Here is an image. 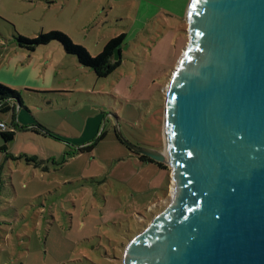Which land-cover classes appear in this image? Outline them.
I'll use <instances>...</instances> for the list:
<instances>
[{
	"label": "rangeland",
	"instance_id": "1",
	"mask_svg": "<svg viewBox=\"0 0 264 264\" xmlns=\"http://www.w3.org/2000/svg\"><path fill=\"white\" fill-rule=\"evenodd\" d=\"M190 2L0 0V83L22 102L14 126L0 112L15 129L12 141L0 136V264H123L126 245L170 202V167L140 161L120 137L163 150ZM51 31L92 57L123 34L120 64L99 78L58 42L28 51L15 39Z\"/></svg>",
	"mask_w": 264,
	"mask_h": 264
},
{
	"label": "water",
	"instance_id": "2",
	"mask_svg": "<svg viewBox=\"0 0 264 264\" xmlns=\"http://www.w3.org/2000/svg\"><path fill=\"white\" fill-rule=\"evenodd\" d=\"M188 42L167 88L170 202L123 264H264V0H191ZM120 58L118 49L113 60Z\"/></svg>",
	"mask_w": 264,
	"mask_h": 264
},
{
	"label": "trees",
	"instance_id": "3",
	"mask_svg": "<svg viewBox=\"0 0 264 264\" xmlns=\"http://www.w3.org/2000/svg\"><path fill=\"white\" fill-rule=\"evenodd\" d=\"M124 35L120 34L115 37L110 38L106 44L103 46L102 50L92 57L86 48L79 44H74L72 40L65 34L57 31H51L45 34H38L36 37L28 39L17 34L16 42L18 47L24 48L28 51L34 50L37 46L47 45L53 41L58 42L62 48V51L67 55H72L76 57L78 64L82 67H86L93 71L96 77H105L110 74L117 66L120 64V58L118 60L111 61L113 57L114 50L118 49L121 54V45L123 42ZM121 57V55H120ZM21 96L19 92L7 85L0 83V112L9 113L12 112V125L14 126V111L15 108L21 106ZM22 107V106H21ZM5 125V124H4ZM6 131H1L0 136L5 142L12 141L15 136V129H7ZM95 142H92L86 146L79 147L75 153L82 152L84 150H91ZM6 150L5 145L1 148ZM140 161L151 162L156 164L159 168L167 170L166 166L162 163L152 161L146 156L138 155Z\"/></svg>",
	"mask_w": 264,
	"mask_h": 264
},
{
	"label": "built area",
	"instance_id": "4",
	"mask_svg": "<svg viewBox=\"0 0 264 264\" xmlns=\"http://www.w3.org/2000/svg\"><path fill=\"white\" fill-rule=\"evenodd\" d=\"M0 127L4 128L5 129V125L3 122H0Z\"/></svg>",
	"mask_w": 264,
	"mask_h": 264
},
{
	"label": "bare ground",
	"instance_id": "5",
	"mask_svg": "<svg viewBox=\"0 0 264 264\" xmlns=\"http://www.w3.org/2000/svg\"><path fill=\"white\" fill-rule=\"evenodd\" d=\"M172 180V179H171ZM172 183H173V186H172V188H171V191H172V194H173V190H174V182H173V180H172Z\"/></svg>",
	"mask_w": 264,
	"mask_h": 264
},
{
	"label": "crops",
	"instance_id": "6",
	"mask_svg": "<svg viewBox=\"0 0 264 264\" xmlns=\"http://www.w3.org/2000/svg\"><path fill=\"white\" fill-rule=\"evenodd\" d=\"M65 54V53H64Z\"/></svg>",
	"mask_w": 264,
	"mask_h": 264
}]
</instances>
